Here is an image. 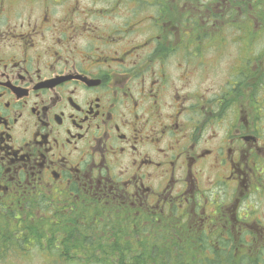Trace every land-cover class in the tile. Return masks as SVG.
I'll return each instance as SVG.
<instances>
[{"label":"flooded vegetation","instance_id":"flooded-vegetation-1","mask_svg":"<svg viewBox=\"0 0 264 264\" xmlns=\"http://www.w3.org/2000/svg\"><path fill=\"white\" fill-rule=\"evenodd\" d=\"M188 5L0 0V237L43 227L62 264H264V61Z\"/></svg>","mask_w":264,"mask_h":264},{"label":"trees","instance_id":"trees-1","mask_svg":"<svg viewBox=\"0 0 264 264\" xmlns=\"http://www.w3.org/2000/svg\"><path fill=\"white\" fill-rule=\"evenodd\" d=\"M187 2L190 14H199L198 9L204 14V24L198 17L194 20L198 26L203 24L204 39H211L212 35H217L224 40L226 32L233 31L237 35L235 43L255 46L252 49L254 59L264 61V0H187ZM223 3L229 4L228 8ZM203 5H205L204 9H202ZM216 5L219 6L216 7ZM230 6L234 7L233 12L229 10ZM242 22H245L249 27L242 25ZM251 75L264 77V65H260L252 71ZM5 244L10 245L11 243ZM38 244H41L40 240H38ZM96 262L102 263L104 260L97 259Z\"/></svg>","mask_w":264,"mask_h":264},{"label":"rangeland","instance_id":"rangeland-1","mask_svg":"<svg viewBox=\"0 0 264 264\" xmlns=\"http://www.w3.org/2000/svg\"><path fill=\"white\" fill-rule=\"evenodd\" d=\"M236 39L237 35L235 34V32H226L225 39L222 40V42H226V44L228 45V53H231L236 47ZM218 42L222 43L221 40H218ZM234 55H238V52H234ZM221 60L227 63L228 58L224 57ZM7 223L8 222H6V224ZM13 230H15V228L13 226H10L3 230V233L1 234L2 237H0V264H62V260L58 261L55 258L47 259L42 255L47 250L57 251L54 242L51 244L45 243L43 227H39L35 229L33 233L22 236L18 232L17 234H15ZM5 233H7L8 237H5ZM38 240L41 241L40 245L38 244ZM7 242H10L11 244L4 245V243ZM5 248L11 249L12 253L9 252L10 250L3 251Z\"/></svg>","mask_w":264,"mask_h":264}]
</instances>
